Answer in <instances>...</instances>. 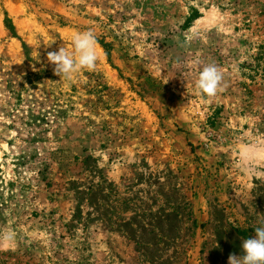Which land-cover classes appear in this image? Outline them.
I'll return each instance as SVG.
<instances>
[{
	"label": "rangeland",
	"instance_id": "1",
	"mask_svg": "<svg viewBox=\"0 0 264 264\" xmlns=\"http://www.w3.org/2000/svg\"><path fill=\"white\" fill-rule=\"evenodd\" d=\"M261 226L264 0H0V264H229Z\"/></svg>",
	"mask_w": 264,
	"mask_h": 264
},
{
	"label": "clouds",
	"instance_id": "2",
	"mask_svg": "<svg viewBox=\"0 0 264 264\" xmlns=\"http://www.w3.org/2000/svg\"><path fill=\"white\" fill-rule=\"evenodd\" d=\"M73 44L74 54L62 49L48 54V60L55 65L54 71L58 76L70 79L73 73L81 69L94 71L97 68L100 57L94 31L77 33L73 37ZM222 79L221 71L215 65H209L200 72L196 86L211 97L221 88ZM241 247L243 255H230L229 264H264V226L257 227L254 236L245 239Z\"/></svg>",
	"mask_w": 264,
	"mask_h": 264
}]
</instances>
